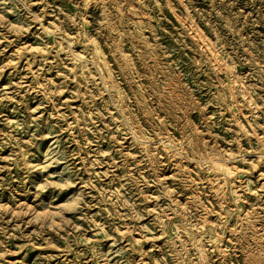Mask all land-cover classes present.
<instances>
[{"label":"rangeland","instance_id":"374dc122","mask_svg":"<svg viewBox=\"0 0 264 264\" xmlns=\"http://www.w3.org/2000/svg\"><path fill=\"white\" fill-rule=\"evenodd\" d=\"M0 264H264V0H0Z\"/></svg>","mask_w":264,"mask_h":264}]
</instances>
